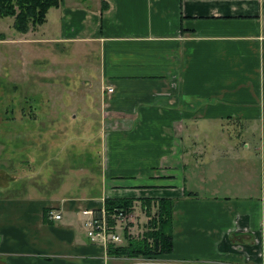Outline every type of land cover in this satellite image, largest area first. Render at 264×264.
Returning <instances> with one entry per match:
<instances>
[{"label": "crops", "instance_id": "crops-1", "mask_svg": "<svg viewBox=\"0 0 264 264\" xmlns=\"http://www.w3.org/2000/svg\"><path fill=\"white\" fill-rule=\"evenodd\" d=\"M1 27L18 58L76 56L103 126L78 177L47 148L0 185V264H264V0H60L25 33ZM105 198L132 199L118 245L172 199V250L108 255L83 213Z\"/></svg>", "mask_w": 264, "mask_h": 264}, {"label": "rangeland", "instance_id": "rangeland-1", "mask_svg": "<svg viewBox=\"0 0 264 264\" xmlns=\"http://www.w3.org/2000/svg\"><path fill=\"white\" fill-rule=\"evenodd\" d=\"M12 20L0 17L8 35L16 34L5 25ZM12 43L0 44V185L5 183L13 191L23 177L26 182L36 176L30 173V159L42 156L47 148L59 158L46 166L68 163L70 177H78L79 168H87L98 158L103 126L93 95L86 92L89 78L81 73L76 56L65 61L60 47L54 48L52 61L45 49L35 55L34 51L26 53L19 60ZM136 225L134 236L145 230V223L137 221Z\"/></svg>", "mask_w": 264, "mask_h": 264}, {"label": "trees", "instance_id": "trees-1", "mask_svg": "<svg viewBox=\"0 0 264 264\" xmlns=\"http://www.w3.org/2000/svg\"><path fill=\"white\" fill-rule=\"evenodd\" d=\"M59 1L0 0V17H13L12 28L18 33H25L30 27L41 25L45 21L49 8L57 7ZM103 204L109 212L117 208L128 215L132 211V199L129 198H105ZM145 212L148 220L142 234L139 237H133L124 232L125 244H108L106 247L108 255L152 258L172 250L173 200L160 198L153 215L150 214V205L147 201Z\"/></svg>", "mask_w": 264, "mask_h": 264}, {"label": "built area", "instance_id": "built-area-1", "mask_svg": "<svg viewBox=\"0 0 264 264\" xmlns=\"http://www.w3.org/2000/svg\"><path fill=\"white\" fill-rule=\"evenodd\" d=\"M112 89L109 87L108 89ZM84 214L89 215L85 221L86 231L89 238L98 242L105 248L108 244L118 245L122 243L123 235L119 232L120 230H127V214L122 209L114 208L113 211L109 212L104 207L99 211L98 215L93 214L91 210H84ZM48 216L51 219H60L59 213L49 211ZM126 226V227H125Z\"/></svg>", "mask_w": 264, "mask_h": 264}]
</instances>
